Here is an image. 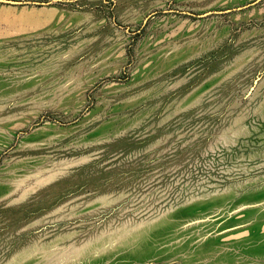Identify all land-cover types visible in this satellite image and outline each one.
<instances>
[{
  "label": "rangeland",
  "instance_id": "374dc122",
  "mask_svg": "<svg viewBox=\"0 0 264 264\" xmlns=\"http://www.w3.org/2000/svg\"><path fill=\"white\" fill-rule=\"evenodd\" d=\"M0 264H264V0H0Z\"/></svg>",
  "mask_w": 264,
  "mask_h": 264
}]
</instances>
